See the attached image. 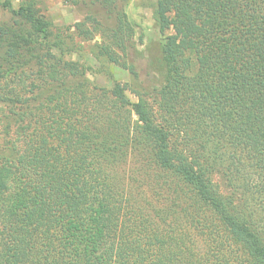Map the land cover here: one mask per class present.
Instances as JSON below:
<instances>
[{
    "label": "trees",
    "instance_id": "trees-1",
    "mask_svg": "<svg viewBox=\"0 0 264 264\" xmlns=\"http://www.w3.org/2000/svg\"><path fill=\"white\" fill-rule=\"evenodd\" d=\"M68 1L88 10L74 30L1 1L0 89L19 109L0 264H264V0H156L155 90L83 76L66 55L98 37L94 57L138 80L134 28L120 0ZM29 57L25 94L7 77Z\"/></svg>",
    "mask_w": 264,
    "mask_h": 264
},
{
    "label": "rangeland",
    "instance_id": "rangeland-1",
    "mask_svg": "<svg viewBox=\"0 0 264 264\" xmlns=\"http://www.w3.org/2000/svg\"><path fill=\"white\" fill-rule=\"evenodd\" d=\"M0 0V24H11L14 22V16L11 12L1 5ZM14 7H18L20 4H28L31 0H9ZM34 1V0H33ZM35 7L38 9V14L48 20L53 28H69L74 30L75 24L81 21L86 13L87 7L74 5L68 0H35ZM156 4V0H120L119 6L125 11L129 22L134 28L132 47L128 51V61L134 66V70L139 74L138 80L134 78L128 69L116 65L108 60L94 57L91 53V44L95 40H99L96 37L94 40L81 41V49L72 54H67L69 59L78 60L83 63L84 68H90L89 71H85L83 76L91 81L100 85L109 86L112 82L117 81L121 84H127L128 88H137L138 86H145L149 90L159 89L161 82V55L158 48L159 35L154 26L153 10ZM95 13L98 18L103 21V24L109 25L110 19L104 15L103 10L100 7L95 8ZM78 39V38H76ZM41 53V51L36 50ZM2 59L0 58V61ZM19 67H16L15 71H11L8 77L13 85L19 86L18 89H26L23 92L29 91V82L32 78H35L34 72L36 65L35 57H29V59ZM2 80L0 74V81ZM24 80V81H23ZM23 81L24 84H16ZM141 84V85H140ZM26 85V88L24 87ZM3 88V87H2ZM129 91V96L132 100H135V96ZM0 145L6 147L16 138L15 130L17 129V123L11 121L10 125L5 122V115H12L14 110L18 111V107L14 103H9L5 98H8L9 93L7 89H0ZM2 99V100H1ZM18 108V109H17ZM14 109V110H13Z\"/></svg>",
    "mask_w": 264,
    "mask_h": 264
}]
</instances>
